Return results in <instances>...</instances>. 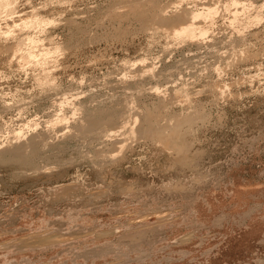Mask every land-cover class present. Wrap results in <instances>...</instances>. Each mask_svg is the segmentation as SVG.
Listing matches in <instances>:
<instances>
[{
  "label": "rangeland",
  "instance_id": "rangeland-1",
  "mask_svg": "<svg viewBox=\"0 0 264 264\" xmlns=\"http://www.w3.org/2000/svg\"><path fill=\"white\" fill-rule=\"evenodd\" d=\"M230 2L0 14V153L48 142L0 158V264H264V0ZM129 117L182 126L185 159Z\"/></svg>",
  "mask_w": 264,
  "mask_h": 264
},
{
  "label": "bare ground",
  "instance_id": "bare-ground-1",
  "mask_svg": "<svg viewBox=\"0 0 264 264\" xmlns=\"http://www.w3.org/2000/svg\"><path fill=\"white\" fill-rule=\"evenodd\" d=\"M13 3V0H0V14L1 13H7L10 11V7ZM239 0H231L230 4L233 6L239 5ZM214 9H211L210 7L204 8L202 11L197 13H192L191 19L192 22L187 24L184 27H180L176 30H174L176 33L175 35L180 37H187V38H194L195 36H203L207 33V31L204 30V28L196 27V21L197 19H209L214 14ZM237 10H234V15L237 17ZM259 17H255L256 21H259ZM39 24V22H37ZM198 32V33H197ZM30 55V53H29ZM28 55V56H29ZM132 118V117H131ZM82 124V123H81ZM127 124L129 125L128 129V136L133 137L137 134L142 135L144 137L149 138H157L158 141H161L164 143L165 147L167 149H174L177 153V156L182 158L189 152V147L185 143H181L177 145L176 140L178 139L180 135L181 127L169 129L168 127H162L156 124V121L154 122L152 117H147L142 122L138 117H135L132 119V122H130V117L127 120ZM54 126V124L52 125ZM94 124H92L89 128H93ZM83 127L78 128L79 131H82ZM105 133L112 132L111 130H105L103 131ZM110 137V136H109ZM114 137V136H113ZM15 138L17 141L24 140V133L19 132L15 135ZM22 140V141H23ZM176 142V143H175ZM47 141L44 137L40 135H35L34 137H31L29 140L25 143L21 142L17 146L13 148H9L8 151H2L0 153V158L10 156V157H19L22 156L24 151L26 150H36L39 146H46ZM22 158V157H20ZM45 241V240H44Z\"/></svg>",
  "mask_w": 264,
  "mask_h": 264
}]
</instances>
